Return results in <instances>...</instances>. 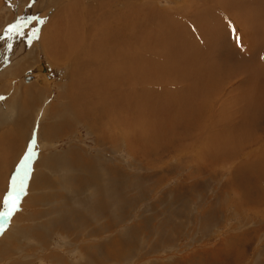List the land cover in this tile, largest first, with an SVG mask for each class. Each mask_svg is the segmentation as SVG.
<instances>
[{
	"label": "rangeland",
	"instance_id": "1",
	"mask_svg": "<svg viewBox=\"0 0 264 264\" xmlns=\"http://www.w3.org/2000/svg\"><path fill=\"white\" fill-rule=\"evenodd\" d=\"M68 1L72 3V0H0V55L3 57L10 39L19 33L26 36L22 39L21 60L26 61L32 55L36 58L34 63L23 61L21 66L24 67L15 75L7 74L10 72L4 66L3 69L0 67V116L4 119L1 126L14 135L11 143L5 142L4 145V163L1 165L4 182L0 183L5 184L6 189L0 187V201L8 194L12 177L19 179L27 173L20 210L10 220L5 233L0 235V251L5 249V253L1 251L0 264H264V0H225L226 6L220 9L217 8L219 0H193V11L206 7L215 9L217 16H222L203 19L207 20L206 23L200 22L196 26L200 28L201 25L200 29L210 26L211 31L204 30H207L208 36L205 37L209 44L218 45L222 33L220 29L223 28L225 32L222 36L230 40V50L222 47L224 51L220 47L219 51H223L224 55L214 52L215 57H209L214 63L205 68L209 76L218 75L220 83L217 94L212 96L215 100H211L209 105L214 117L209 128L216 131L229 126L230 141L241 137L243 142L236 150L233 165L214 166L217 174L196 165V161L189 162L194 157L189 144L186 148H178L177 152L175 146L162 147L160 140L155 147L156 141L147 139L154 147L151 144L147 146L137 134L140 130L134 129V126H152L156 129L157 140L163 129L162 120L167 115L170 116L167 122L179 123L177 132L188 129L176 113L180 98L165 96L168 90L179 89L167 79L161 81L165 84L162 86L165 88L162 98H167L169 108L165 111L166 107L162 108L160 121H157L158 116H152L157 110L156 104L147 103L138 86L134 94L129 93L128 88V134L135 138V146L128 147V151L106 150L100 142L95 146V135L90 126L73 119L75 112L64 113V116L70 117L69 125H56L57 122L60 124L55 118L56 111L70 102L68 92L64 97L60 96L61 93L57 94L59 88L56 84L65 83V88L69 87L71 68L68 63H61L57 68L66 74L60 79L61 73L49 60L51 58L42 41L43 33L50 24L66 18L63 15ZM81 1L85 6L94 0ZM153 1L159 13H175L181 18L191 11L187 0ZM29 7H33L32 18L22 23L23 26L18 25ZM139 10L142 9L131 11L137 13ZM131 11L128 8V14ZM192 19L190 14L188 20ZM166 23L172 31L173 25ZM154 36L159 37V33ZM135 44L128 41L130 47ZM198 46L195 39L186 42L193 57ZM227 56L233 59L228 60ZM3 62L0 59V64ZM222 62H225L224 65ZM237 63H242V67L238 68ZM255 71L259 72V76ZM47 81L46 88L50 93L45 98L40 95L39 108L28 104L22 86L31 83L42 86ZM155 96L161 97V94L157 92ZM200 112L192 113L193 117L196 114L195 121L202 120L198 118ZM50 113L55 116L49 117L47 114ZM24 116L26 118L22 120ZM17 118H20L22 127L13 123ZM217 118L221 119L220 124ZM45 120L52 121L56 126V130L47 136L42 133ZM164 127L168 137H175L169 126ZM235 133L238 134L236 138ZM30 146V159L26 165L22 164ZM71 149L82 153L87 160L85 163L92 161V167H84L83 160L78 161ZM249 158L251 163L247 166L254 170L253 181L261 190V195H255L254 201H247L253 205L245 203L244 207L236 209L231 203L234 192L225 185L231 182L233 188H238V170H232L239 160L243 163ZM209 159L219 158L216 155ZM107 163L114 164L117 174L123 176L110 172L106 176ZM229 165L232 167L227 170ZM208 167L214 169L212 164ZM82 177H87V184L81 183ZM91 177L98 181H90ZM97 183L104 187L105 194L95 186ZM105 195L109 198L107 202L110 200L108 204ZM100 197L105 198V203ZM94 199L99 205L97 208L96 205L94 207ZM226 240L229 244L224 242ZM223 243L227 245L225 248ZM109 247L113 252L110 259L106 256Z\"/></svg>",
	"mask_w": 264,
	"mask_h": 264
},
{
	"label": "bare ground",
	"instance_id": "2",
	"mask_svg": "<svg viewBox=\"0 0 264 264\" xmlns=\"http://www.w3.org/2000/svg\"><path fill=\"white\" fill-rule=\"evenodd\" d=\"M187 1L188 9L191 11L185 13L181 18H178L175 13L172 15L167 14L166 11H161L159 13V9L153 0H94L85 6H82L83 4L81 0H74V2L72 0V3L70 4L68 1L69 5L67 4L68 6L65 8L66 11L63 15V17L66 18L61 19L59 22L50 24L47 30L45 29L46 31L43 33L44 37L42 41L44 42L46 51L51 58L49 60L52 62L54 68L61 73L60 79L64 78L66 72L64 70H60L57 67H60L59 65H61V63H68L71 68L69 87L65 88V83L56 84V86L59 88V92L57 94L61 93L60 96L64 97L68 92L67 97L68 99L70 98V102L66 104V107L64 106V108L58 109L56 111L57 114L55 115L57 116L55 118L60 121V124L57 122L56 125L59 127L60 125H65L66 123L69 125V122H71L70 117L64 116V113L68 111L70 113L75 112L73 119H77V121L80 122H85L88 124V126H90V130L95 135V146H97L96 144L100 142L102 145H105L106 150L109 149L111 151L118 152L126 149L128 151V147L135 146V138L128 134V130H130L128 128V88L130 89L129 93L132 92L134 94L136 93L135 88L138 86L137 88H139L147 100L146 101L144 99V101L147 103L150 102L152 105L156 104L157 110L152 116H158L157 121H160L161 118L159 117L163 116L161 114L163 112L162 108L166 107L164 108V111L169 108L166 103L167 100H165L167 98H162V92L163 89H165L162 87L165 85L162 82L164 79H167L170 80L172 84L175 83L179 89L177 88V91L168 90L165 96L173 97L175 99L180 98L177 101L178 107L176 113L178 117L182 119V122L185 123V128L188 129L177 132L176 128L179 123L167 122L168 118L170 117L169 115L164 116L165 119L162 120L163 129L161 134H158L159 137H157V140V133L154 134L156 129L152 126H134V129L138 128L140 130V133H137L138 131L136 130L135 132L139 135V137L143 138L144 144L147 146H150L151 144V146L154 147V144L150 141H156L155 147H157L160 140L162 147L175 146L176 152L180 150L178 148H186L187 144H189L192 154H194L192 160L189 158V162L196 161V165H201V167L206 168L209 172L213 170L216 172V174L217 171L215 170L216 167L214 166L218 164L233 165L237 155L236 150L237 148L241 147L243 141L241 137L237 138L239 140L234 142L230 141L229 136L231 137V130L229 126L227 128L225 127L226 129L223 128L216 131L209 128V125H213L214 118L212 117V112L209 108V105L211 104V100L213 101L214 98L212 96L216 93L220 83L218 84V75L209 76V73L207 74V72H205V70H208L205 68L207 66H211V63H214L209 58L215 57L213 54L214 52L219 51L220 47L222 50H224L223 48L230 50V47L228 46V42H230V40L227 38V36H222V33L225 32L223 28L220 29L222 33L221 40L218 42V45H214L213 43L209 44L205 36H208L207 30H210V26L207 27L205 25L204 29H200L201 25L200 28H197L196 26H199L198 23L200 22L206 23L207 20L203 19H208L210 17L218 19L222 16H217L218 12H216L215 9L212 10L206 7L201 9L196 8V10L193 11V0ZM226 3L227 1L225 0H219V7L217 8L220 9L221 6H226ZM218 5L216 4V6ZM32 8L33 7H29L24 15L19 19L18 25L26 23L30 18H32ZM128 8L130 11L132 9L142 10H139L137 13L131 11L132 13L128 14ZM190 14L194 19L188 20ZM56 15L58 14L56 13ZM128 20L131 22L130 25ZM182 20L184 21L182 22ZM166 22H169L173 25L172 31ZM22 26L20 27L22 28ZM205 28H207L206 31H204ZM158 33L159 37H155L154 35ZM138 36L141 37L139 38ZM25 37L26 36L24 34L19 33L13 38L11 37L13 40L10 39L11 43L7 44L6 52L4 54L2 53L3 57L0 55V59L4 61L2 64H0V67L2 68L4 66L3 68L10 72L7 73L4 70V73L15 75L18 74V71L21 67H24L21 66L24 60H21L23 57L20 56V50L21 46L23 45L22 39H25ZM191 39H195L199 44V46L196 47L194 57L192 56V52L186 47V42ZM128 41L134 44L136 41H139L140 43L137 42L135 46L130 47L128 46ZM219 52L222 53L223 51L220 50ZM222 54L224 55V53ZM189 55L193 58H190ZM226 59L231 60L233 58L229 57ZM24 62L34 63L36 62V58L33 55L29 56ZM224 63L225 62H222L223 65ZM48 65L53 67L50 63H48ZM240 65H242V63H237L238 68L242 67ZM213 71L215 72L216 70L214 69ZM212 72L211 74H214ZM255 72L254 74L256 75L258 71L256 73ZM250 74L252 73L250 72ZM221 82L223 83L224 81L222 80ZM48 84L49 82L47 81L46 83L44 82V85L42 86H38L35 83L22 86L23 96L28 101L26 102L30 105H37L36 108H39L41 99L45 98L47 94L50 93L46 88ZM157 92L161 94V97L155 96ZM40 95L42 98H40ZM20 101L22 102V100ZM32 108L34 109V107ZM188 110L190 113L187 112ZM198 111H201V115L199 113L198 118H202V120L198 119L195 121L196 114H194L195 117H193L192 113H198ZM53 114L50 113L47 115H49V117H53L55 116ZM174 115L177 117L175 113ZM42 116H44V114ZM24 118L26 117L24 116L22 120H24ZM2 120L4 119L2 116H0V127H2V129L0 128V181L4 182L3 167H1L2 163H4V145L5 142L11 143V138L14 137V135L11 130L5 129L4 126H1ZM47 120H45L42 129V131H44L42 132L43 135L46 136L56 130L54 128L56 127L55 124L52 121ZM220 120L221 119L217 118V122H219L218 124H220ZM20 121V118H17L13 123H15V125H21ZM154 124H157V122ZM164 126H169L176 139L175 137L171 138L166 135ZM17 130V132H20L19 129ZM39 130L41 129L39 128ZM24 134L26 135L27 133ZM237 135L238 134H236L235 138ZM130 138H132V143H130ZM188 139H190L189 142ZM14 144L15 143H13V147ZM72 152L74 157H78V161L81 159L83 160L82 165H84V167L88 165H91L92 167L93 162L91 161L92 163H85L87 160L86 158H83L84 155H82V153H79L77 150ZM205 152L207 153V156H205ZM78 154L82 155V157H80ZM216 155H218L219 159L210 161L209 157ZM241 161L242 160H239L238 165L232 170H238L236 176L239 179V181H237L238 188H233L232 183L229 181L228 186L224 184L227 188L232 189L234 192L235 196L232 197L231 203L237 207L236 209L244 207L245 203H247L249 206L253 205L247 201H254L256 199L255 195H261V190L257 189L256 182L253 181L254 174H252V172H254V170L251 171L247 166L251 163L250 158L244 160L243 163H241ZM211 164L214 169H210L208 167V165ZM104 165L106 167V164ZM107 165L108 168L105 171L106 176H108V172L111 174H117L114 164L107 163ZM231 165L226 167V169L230 170L232 167ZM118 176L123 175L120 174ZM85 178L87 177H82L81 183L83 182V184H87V179ZM90 181L93 182L98 180L95 177H91ZM233 185L235 184L233 183ZM1 186L6 189L5 184L0 183V187ZM95 186L102 193L104 192V187L100 183L95 184ZM122 186L124 187V185ZM252 187H255L256 189ZM254 192L255 194H253ZM106 196L107 195H105V197ZM242 196L243 198H241ZM112 198L114 197L112 196ZM101 199H103L104 202L105 198L103 197ZM107 199L109 198L106 197L105 199L106 203L108 204L110 203V200L107 202ZM96 201L97 200L94 199V207L97 204ZM97 206L99 205H96V208ZM230 237L232 238V236ZM229 241L226 240L224 242L228 243ZM115 242L114 244H116ZM226 246L227 245H225L224 248ZM110 249L111 248L109 247V252L106 254L107 258L109 259L112 257L113 253H111ZM1 251L5 253V249H1ZM1 251L0 254L2 253Z\"/></svg>",
	"mask_w": 264,
	"mask_h": 264
},
{
	"label": "snow or ice",
	"instance_id": "3",
	"mask_svg": "<svg viewBox=\"0 0 264 264\" xmlns=\"http://www.w3.org/2000/svg\"><path fill=\"white\" fill-rule=\"evenodd\" d=\"M11 31V28L9 29ZM31 146L29 147V152L25 154L21 163L26 165V162L30 159ZM17 171H20L18 166ZM27 173L19 179L16 176L12 177V182L10 184V190L8 194L0 201V235L5 233L10 220L14 215L20 210L21 194L24 193V179ZM18 180V184H17Z\"/></svg>",
	"mask_w": 264,
	"mask_h": 264
}]
</instances>
